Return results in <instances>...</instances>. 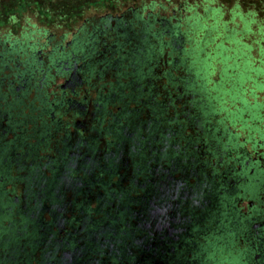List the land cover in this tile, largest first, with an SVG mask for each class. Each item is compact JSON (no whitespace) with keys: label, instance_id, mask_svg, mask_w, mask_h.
Here are the masks:
<instances>
[{"label":"flooded vegetation","instance_id":"af4514ba","mask_svg":"<svg viewBox=\"0 0 264 264\" xmlns=\"http://www.w3.org/2000/svg\"><path fill=\"white\" fill-rule=\"evenodd\" d=\"M120 5L70 27L66 46V32L53 45V34L3 45L0 264H264V47L251 57L257 43L232 38L183 50L181 19ZM97 145L94 160L109 150L105 165L85 176L128 199L134 188L150 195L116 199L120 211L98 216L117 225L88 231L93 221L72 206L84 196L65 174ZM116 152L126 175L108 167ZM103 197L83 205L103 212Z\"/></svg>","mask_w":264,"mask_h":264},{"label":"rangeland","instance_id":"374dc122","mask_svg":"<svg viewBox=\"0 0 264 264\" xmlns=\"http://www.w3.org/2000/svg\"><path fill=\"white\" fill-rule=\"evenodd\" d=\"M122 3L137 6L139 16L143 15V18L153 11L181 19L178 33L186 49L206 39L213 41L214 46L232 38L252 46L257 43L249 52L251 57L259 56L258 47H264V0H72L65 15H57L58 10L49 15L35 9L0 11V55L3 54V45L10 43L17 48L29 44L35 47L46 44L51 34L55 38L49 44L53 45L55 41L60 42L58 37L63 32L67 34L62 45L66 46L74 34L69 31L70 27L78 29L89 16H101L105 12L117 16L123 9ZM152 31L157 34L155 40L167 46L168 38L158 34L156 24ZM216 34V38L211 39ZM217 71L211 75L213 80L219 78ZM8 219L12 220V217Z\"/></svg>","mask_w":264,"mask_h":264},{"label":"trees","instance_id":"16d2710c","mask_svg":"<svg viewBox=\"0 0 264 264\" xmlns=\"http://www.w3.org/2000/svg\"><path fill=\"white\" fill-rule=\"evenodd\" d=\"M70 1H72V0H0V11L9 12V11L16 10V9H19V10L35 9V10H39L40 12H44V13L46 12L47 15H49L50 13L56 14V10H58L57 15H65L66 14V10H69V8H70L69 7ZM79 1H81V0H79ZM166 29H167V27L164 28V30H166ZM161 32H162V30H159L158 34L161 35ZM173 34L176 35V36L177 35L179 36L178 25L176 26L175 31L173 32ZM226 37L229 38V35L226 36ZM155 38L157 39V34H155ZM205 41L207 43V44H205V47H208L209 46V44H208L209 43V39H206ZM178 43L179 42H177V45H178ZM182 46H183V44H182ZM184 49L185 48L183 46V50ZM175 50H176V52H174V54H175V56H178L179 51L176 48H175ZM130 52L131 51L127 50V53L129 55L125 54L124 57L125 58L126 57H130L131 56ZM139 52H140V49H139ZM199 52L203 53L204 52V47L201 48ZM183 54L185 56V52H183ZM200 56L201 55L198 54V61L199 62H201V61L204 62V59L206 60V58H201L199 60ZM207 57H209V54H208ZM183 62L184 61L178 62L177 65L180 66L181 64H183ZM206 63H207V64H205L206 67H210L211 66L210 63H208V62H206ZM120 66H122V64H120ZM111 68L115 69V65L111 66L110 69ZM112 71L114 72L115 70H112ZM211 71H213V70H211ZM139 72H141V70H139ZM211 73L207 71V75H209ZM144 119H145V121L148 120L147 117H145ZM105 136H107V135H105ZM90 145H91V147L92 146L94 147V145H92V144H90ZM101 147H100V153H101L100 157H101V159L94 160V157H98V155H96V152H97V150L99 148V145H97L96 148H94V149L91 148V150H94V151H92V153H91V158L89 160V164L88 165L84 164L85 160L81 161L82 163H80L81 164L80 165L78 163V161L75 160V157H73L71 159V162H72V164H76L77 169L76 168H69V170H71L72 172H70L69 174H67V173L65 174L66 175V179H65L66 182L70 185V187H74L73 191H72V194L77 193V191L79 190L78 191V193H79L78 197L84 196V199H82L80 201V203H77L76 199L75 200L73 199L72 200V206L75 209L76 215L79 216V219L85 218L88 221H90V220L93 221L92 223L89 224V226L86 225L85 228L83 229V230H88V231L89 230H95V229L97 230L101 225H103L105 222H107V220L109 221L108 227L110 229L111 228L113 229L114 226L117 225V221L115 219L109 220V219H107V217H105L106 219H104L102 221V218L104 217V214H105L106 210H108V214H112V215H114L113 211H115V210L116 211H120V207H119L118 203L115 202L116 199H118L119 201H120V199H122V200L125 199V201H128V200L132 199L133 201H131L130 204H129L131 206L132 205L131 203L135 202L136 198H141L143 196L148 197L150 195V193H148V194L145 193V191H146L145 188H134L133 191H132V194H129L130 197L128 199L127 198V193H121L119 190H117L118 185H117V187L113 188L111 186L113 184L112 182H107L106 185H104V184H102L100 182L98 183V182L94 181L92 179L93 175L85 176L86 173L84 172L83 167L89 168L90 172H93V169L94 168H100L102 163L105 165V161H106L105 153L109 152V150L108 149L106 150L105 148H103V147L101 148ZM123 152H126V151H123ZM85 154L86 153L82 154L81 158L84 159ZM87 154H88V152H87ZM130 156L131 155L129 154V157ZM113 159H115L116 161H113L111 158L107 159L108 167H112L114 165L115 168H113V170H118L120 168L124 169V168L129 167V165L126 163L124 158L123 159L119 158V156L117 155V152H116L115 158H113ZM146 161H147V159H146ZM91 164L93 165V168H91ZM82 171H83V174H82L83 176H81L80 179L78 180L79 173L82 172ZM123 174L124 175L127 174L125 169H124V173ZM139 178H140V176L137 175L136 179H139ZM95 180H97L96 177H95ZM79 181L81 182V185L77 184V183H79ZM97 186H99V188H96ZM99 190H101V192H99ZM66 193L64 194V196L62 198V201H66L67 199L70 198L69 195L66 194ZM101 194L104 196L103 198L106 200V202H108L106 204H103V206L100 207V208L103 209V212H100L98 207H95V210H90L88 207L86 208V206L83 205V203H85L83 201L85 200V201L89 202L88 198H90V200H94L96 205L99 206L101 200L98 198V196L101 195ZM112 194H114V195H112ZM120 195H121V197H120ZM66 202H65V204H66ZM34 209H36V207ZM128 209H130V207ZM99 213H101L103 215V217H99L98 216ZM109 237L110 236H107L106 238H109ZM32 260L34 262L35 258H33Z\"/></svg>","mask_w":264,"mask_h":264}]
</instances>
